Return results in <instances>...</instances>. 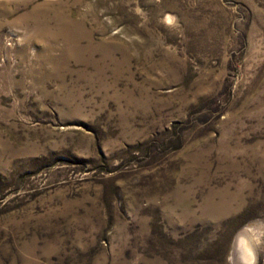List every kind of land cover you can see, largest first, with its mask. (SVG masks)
I'll use <instances>...</instances> for the list:
<instances>
[{
  "label": "rangeland",
  "instance_id": "1",
  "mask_svg": "<svg viewBox=\"0 0 264 264\" xmlns=\"http://www.w3.org/2000/svg\"><path fill=\"white\" fill-rule=\"evenodd\" d=\"M243 232L264 264V0H0V264H240Z\"/></svg>",
  "mask_w": 264,
  "mask_h": 264
},
{
  "label": "bare ground",
  "instance_id": "2",
  "mask_svg": "<svg viewBox=\"0 0 264 264\" xmlns=\"http://www.w3.org/2000/svg\"><path fill=\"white\" fill-rule=\"evenodd\" d=\"M73 25H70L69 23L65 24L63 23L60 27V29H64L66 33V36H70L69 34H67L69 28H73ZM72 36V35H71ZM70 37H66V39L69 41V43L73 42V38L69 39ZM72 45V44H71ZM250 243H254V242H249L248 240V236L247 234H245V232L241 233L240 235H238L235 239V245H234V250H235V256H236V260L240 263V264H252L254 261V250H253V246L251 247Z\"/></svg>",
  "mask_w": 264,
  "mask_h": 264
}]
</instances>
